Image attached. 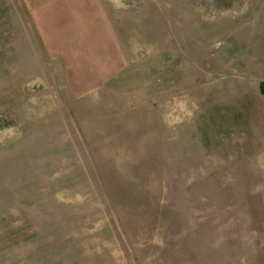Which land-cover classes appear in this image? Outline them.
<instances>
[{"label":"rangeland","instance_id":"1","mask_svg":"<svg viewBox=\"0 0 264 264\" xmlns=\"http://www.w3.org/2000/svg\"><path fill=\"white\" fill-rule=\"evenodd\" d=\"M84 3L97 83L0 0V264H264V0Z\"/></svg>","mask_w":264,"mask_h":264},{"label":"crops","instance_id":"2","mask_svg":"<svg viewBox=\"0 0 264 264\" xmlns=\"http://www.w3.org/2000/svg\"><path fill=\"white\" fill-rule=\"evenodd\" d=\"M26 3L30 5L33 13L36 14L35 17H42V20H38L36 23L45 24L44 32L47 38H51L52 36L55 39V53L57 55L64 54L66 57L70 58L69 66L70 70L79 71L81 70L80 65L84 64L89 67L90 64H94L93 72L90 76V79L94 80L98 78L97 74L100 71L103 73L109 74L111 71L109 70L110 64H115L117 60V54H113L111 57H104L101 53L98 44L97 38L101 36V39L106 38L104 34H101L97 37L94 33H88L86 37L81 34L73 35L72 25L73 23L79 25L78 13L83 19L84 23H87L86 28H89V32H94L95 29L99 26L98 19H101L102 25H104L103 17H99L98 11L94 10V7H90L88 10L80 9L81 6H84V0H25ZM30 2V3H29ZM93 2V1H92ZM87 4V2H86ZM50 8V9H49ZM49 9V11H48ZM80 9V10H79ZM96 9V7H95ZM76 12V13H75ZM47 13L50 15H54L55 19L49 20L44 19L47 17ZM74 15V18L72 17ZM61 19H68L64 20ZM71 23V24H70ZM70 25V33L63 31V25ZM92 24L95 25L92 27ZM42 25V24H41ZM55 28V30H54ZM103 30V27H102ZM54 33V34H53ZM79 33V32H77ZM85 40V41H84ZM100 44V43H99ZM105 46V45H102ZM64 51V52H62ZM111 62V63H110ZM107 68V69H105ZM110 75V74H109ZM91 83H97V80L92 81Z\"/></svg>","mask_w":264,"mask_h":264},{"label":"trees","instance_id":"3","mask_svg":"<svg viewBox=\"0 0 264 264\" xmlns=\"http://www.w3.org/2000/svg\"><path fill=\"white\" fill-rule=\"evenodd\" d=\"M260 91H261V93L264 95V83L261 84V86H260Z\"/></svg>","mask_w":264,"mask_h":264}]
</instances>
